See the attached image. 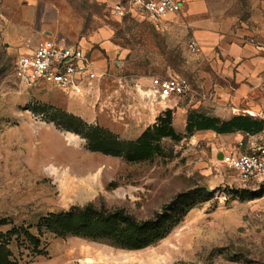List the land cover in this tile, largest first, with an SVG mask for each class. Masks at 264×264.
I'll list each match as a JSON object with an SVG mask.
<instances>
[{"label":"rangeland","instance_id":"rangeland-1","mask_svg":"<svg viewBox=\"0 0 264 264\" xmlns=\"http://www.w3.org/2000/svg\"><path fill=\"white\" fill-rule=\"evenodd\" d=\"M112 3L0 0V233L24 226L38 235L41 218L88 203L149 219L177 195L191 193L185 204L195 208L143 250L45 233L43 255L24 239L13 240V264H264V180L245 185L218 165L223 152L247 137L186 133L189 114L214 117L222 101L232 113L248 114L228 103L242 81L231 72L243 64L211 62L202 49L192 54V18L182 13L157 30L136 10L116 18ZM47 39L88 52L91 91L19 84L17 60ZM157 79L184 82L190 92L162 100L153 88ZM167 110L184 138L162 140L163 154L141 162L93 152L84 127L58 125L65 113L101 140L133 142ZM204 187L211 192L196 193Z\"/></svg>","mask_w":264,"mask_h":264},{"label":"trees","instance_id":"trees-1","mask_svg":"<svg viewBox=\"0 0 264 264\" xmlns=\"http://www.w3.org/2000/svg\"><path fill=\"white\" fill-rule=\"evenodd\" d=\"M58 123L66 130L84 127L88 132L86 139L91 151L111 156L123 155L129 162L151 160L162 155L161 142L164 139L180 142L184 138V135L178 134L173 127L171 110L160 115L156 123L149 126L133 142L122 141L112 136L101 140L96 134L98 131L73 115L62 114ZM263 128L264 121L250 116H236L230 120H221L191 113L188 116L186 133L188 136H192L197 131H211L219 135L232 133L256 135ZM203 192L206 190H196V193ZM190 194L177 195L149 219H138L124 208L109 209L105 205L96 206L93 203L51 213L39 221L38 235L24 226L13 227L6 233H0V264H13L9 245L15 239H24L33 247L37 255H43V251L40 250V237H43L45 233L53 234L58 238L76 237L106 243L124 250H143L165 239L185 220L190 211L195 208L193 204H185V198Z\"/></svg>","mask_w":264,"mask_h":264},{"label":"built area","instance_id":"built-area-1","mask_svg":"<svg viewBox=\"0 0 264 264\" xmlns=\"http://www.w3.org/2000/svg\"><path fill=\"white\" fill-rule=\"evenodd\" d=\"M183 5V0H114L111 10L119 19L139 11L159 30L181 13ZM188 49L194 55L201 52L195 39L190 41ZM15 77L25 90H34L42 84L62 91L94 88V70L88 52L80 45H62L52 39L40 42L33 51L20 56ZM153 88L165 101L190 92L188 84L171 80H154ZM259 118L264 121V115ZM245 136L246 140L220 155L218 165L234 173L241 183L251 185L264 180V128L256 135Z\"/></svg>","mask_w":264,"mask_h":264},{"label":"crops","instance_id":"crops-1","mask_svg":"<svg viewBox=\"0 0 264 264\" xmlns=\"http://www.w3.org/2000/svg\"><path fill=\"white\" fill-rule=\"evenodd\" d=\"M183 1L181 13L192 18L193 37L202 49L201 57L216 63L243 64L241 70L231 72L242 81L228 103L232 110L243 108L248 114L232 113L222 101L214 117H259L264 110V0Z\"/></svg>","mask_w":264,"mask_h":264},{"label":"water","instance_id":"water-1","mask_svg":"<svg viewBox=\"0 0 264 264\" xmlns=\"http://www.w3.org/2000/svg\"><path fill=\"white\" fill-rule=\"evenodd\" d=\"M219 158H221V156H220ZM204 189H205L207 192H211V190H210L208 187H204Z\"/></svg>","mask_w":264,"mask_h":264}]
</instances>
